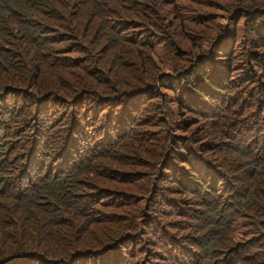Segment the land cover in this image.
<instances>
[{
  "label": "trees",
  "instance_id": "1",
  "mask_svg": "<svg viewBox=\"0 0 264 264\" xmlns=\"http://www.w3.org/2000/svg\"><path fill=\"white\" fill-rule=\"evenodd\" d=\"M27 106L0 264H127L164 211L200 226L191 264H264V0H0V137Z\"/></svg>",
  "mask_w": 264,
  "mask_h": 264
},
{
  "label": "rangeland",
  "instance_id": "2",
  "mask_svg": "<svg viewBox=\"0 0 264 264\" xmlns=\"http://www.w3.org/2000/svg\"><path fill=\"white\" fill-rule=\"evenodd\" d=\"M151 35V32L149 33ZM209 50V49H208ZM163 63V62H162ZM248 84L244 85L245 87ZM228 97L230 95L231 87L224 90ZM213 101L211 108L208 110L213 112L215 105H220L223 98ZM138 99L131 102L132 107L138 106ZM41 107V113H44L46 117L57 109L53 103L45 104ZM10 107V104H9ZM250 111L252 108H247ZM34 110L30 107L22 108L16 121H14V129H17L14 137L21 135L13 142L12 140H6V136L0 137V157H4L0 160V181L9 182L11 180L9 172L3 167L11 160L12 155L18 157L21 167H27L28 158L27 154L30 153L28 147L32 144L35 147L37 140H32L31 132L32 126L30 125ZM49 114V115H48ZM130 117V110L120 111V120L124 122V117ZM62 117V115L60 116ZM80 120L85 118V115L79 113ZM90 130L88 123H84L83 120L79 127L81 133ZM249 135V132L246 133ZM13 167H11L12 169ZM150 221L146 224H140L138 227L137 238L133 241L122 243L117 249L125 250L123 255L124 261L127 264H157L158 262L164 264H191L194 261H198L202 258L203 250L199 247L203 244L205 237L202 234L200 226L192 220H181L180 216L173 212H156L150 214ZM151 230V232H150ZM228 248H223L215 253L217 260L222 261L228 259L230 264H247L244 261L235 258L236 253L229 252ZM78 264H86L84 260H80ZM100 264H105L101 261Z\"/></svg>",
  "mask_w": 264,
  "mask_h": 264
}]
</instances>
